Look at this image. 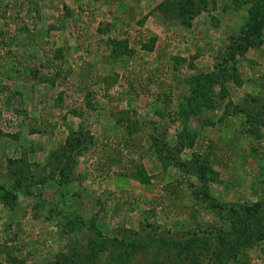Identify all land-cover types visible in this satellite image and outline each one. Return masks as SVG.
I'll use <instances>...</instances> for the list:
<instances>
[{
    "label": "rangeland",
    "instance_id": "obj_1",
    "mask_svg": "<svg viewBox=\"0 0 264 264\" xmlns=\"http://www.w3.org/2000/svg\"><path fill=\"white\" fill-rule=\"evenodd\" d=\"M164 1L0 0V184L10 190L12 170L24 160L42 181L32 195L10 190L18 194L12 209L0 199V264H53L81 248L86 236L64 232L60 212L92 220L107 236L140 228L159 236L223 230L229 223L211 209L216 203L264 205V29L260 46L224 62L251 0H205L189 27L162 22ZM111 40L132 53L113 57ZM225 67L236 80L211 88V109L187 121L198 132L195 150L216 174L203 202L195 178L162 169L149 136L157 129L161 143L174 145L188 81ZM78 125L93 142L58 188L44 165ZM191 156L185 149L180 158ZM245 235L224 246L214 240L216 264H264V240L250 245Z\"/></svg>",
    "mask_w": 264,
    "mask_h": 264
},
{
    "label": "trees",
    "instance_id": "obj_2",
    "mask_svg": "<svg viewBox=\"0 0 264 264\" xmlns=\"http://www.w3.org/2000/svg\"><path fill=\"white\" fill-rule=\"evenodd\" d=\"M205 2V0H165L157 6V10L165 25L169 27L176 25L189 27L194 18L199 16L205 9ZM263 29L264 0H251L247 22L240 29L239 34L232 39L233 46L227 54L228 59L225 58L224 62L234 63L233 52L244 53L250 48L260 46V36ZM109 46L110 54L113 57H118L123 53H132L121 42L111 40ZM175 60L179 62L178 59ZM219 70L220 73L216 74H197L188 81L189 95L185 97L183 104L180 106V111L175 113L176 119L180 121L181 128L176 132L174 145L170 146L164 141L161 143L159 137H157V129L150 130L152 133L150 132L149 136L153 142V152L156 154L162 169L165 171L173 166L184 175L195 178L201 186V200L203 202L205 199L207 202L208 199L206 192L208 179L216 180V174L212 172L209 156L195 150L198 132L187 126V121L192 116L202 114L203 109H211L213 105V100L209 96L211 88L213 89L215 85H218L221 91L224 88L223 84L228 79L236 80L234 78L236 73H233L229 67L219 68ZM41 81L54 83L53 79L47 77L41 78ZM155 113L163 115L160 110ZM255 121L259 123L258 119ZM136 123L132 122L130 125ZM92 142L89 129L78 125L77 128H68L65 141L48 153L44 167L49 173L47 177L55 181L58 188H63L68 184V179L77 158L87 151ZM185 149L192 150L191 159L187 161L180 158ZM262 161L264 164V152ZM8 164L10 166L11 162L9 161ZM140 169L138 179L142 183H147L148 176L142 168ZM11 176L14 180L11 182L10 190H17V188L22 187L27 195H32L31 186L33 184L42 182L39 177L30 172V166L26 160L22 161L20 166L14 167ZM10 190L5 189L0 184V199L3 205L12 209V205H14L12 203L17 200L18 194ZM193 193L198 194L197 191ZM60 195L59 200L62 198V193ZM211 209H216V212L220 214V219L229 223L223 227V230H210L209 228L213 227L207 226L199 231L187 230L184 234L179 235L168 232L159 236L150 234L146 228H140V232L117 230L116 233L107 236L92 220L86 221L73 212H60L64 220L63 231L68 235L86 236V240L81 248H71L68 254L63 255L59 261L53 264H207L211 261V256L216 257V260L213 261L216 264L219 258L213 247L215 241L224 246L226 240L232 241L234 237L241 236L243 232H246L245 239L250 245L256 239L257 241L264 240L263 204L230 206L217 205L216 203L213 204ZM153 225L158 226L153 223L149 224V227ZM225 252L228 258V249ZM138 257H143L144 260H137Z\"/></svg>",
    "mask_w": 264,
    "mask_h": 264
},
{
    "label": "crops",
    "instance_id": "obj_3",
    "mask_svg": "<svg viewBox=\"0 0 264 264\" xmlns=\"http://www.w3.org/2000/svg\"><path fill=\"white\" fill-rule=\"evenodd\" d=\"M40 5V7H42V4H39ZM40 10L41 11H43V9H41L40 8ZM41 81V80H40ZM41 83H46V84H49L50 85V83L49 82H47V81H41ZM76 116V115H75ZM115 126L118 128V124L115 122ZM82 156V155H81ZM81 156H79V157H81ZM79 157H78V159H79Z\"/></svg>",
    "mask_w": 264,
    "mask_h": 264
}]
</instances>
